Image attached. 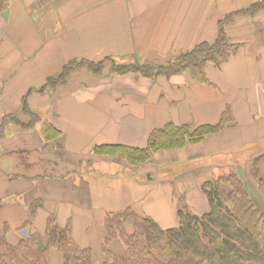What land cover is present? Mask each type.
Segmentation results:
<instances>
[{
    "label": "crops",
    "instance_id": "crops-1",
    "mask_svg": "<svg viewBox=\"0 0 264 264\" xmlns=\"http://www.w3.org/2000/svg\"><path fill=\"white\" fill-rule=\"evenodd\" d=\"M258 1L10 0L0 14V123L8 115L26 122L25 96L38 121L28 128L8 123L0 136V236L15 244L29 230L42 235L52 214L60 226L70 222L73 240L99 257L109 212L130 206L172 227L179 195L194 214L206 207L203 181L237 167L246 178L248 163L258 156L264 180V10L246 12ZM230 14L224 29L236 49L220 66L205 65V83L188 73L146 78L105 65L99 75L81 68L63 84L41 89L72 59L165 64L201 42L212 43ZM226 107L232 119L219 133L157 152L144 168L134 167L145 172L146 182L142 176L109 177L98 166L115 164L93 153L97 145L142 148L151 131L168 122L216 124ZM44 124L59 135H46ZM204 156L211 157L208 165L199 161ZM157 157L165 165L191 164L187 183L194 192L178 195L176 184L161 182L167 170H159ZM50 264H61L59 253L50 254Z\"/></svg>",
    "mask_w": 264,
    "mask_h": 264
},
{
    "label": "trees",
    "instance_id": "trees-1",
    "mask_svg": "<svg viewBox=\"0 0 264 264\" xmlns=\"http://www.w3.org/2000/svg\"><path fill=\"white\" fill-rule=\"evenodd\" d=\"M10 0H0V13ZM264 10V0L249 6L246 12ZM238 14V12H236ZM233 15L219 22L216 39L212 43L201 42L191 50L178 55L162 65L150 63L120 64L110 62V68L118 74L138 73L146 78L170 77L188 73L196 81L205 83V65L208 62L220 66L236 49L230 42L224 25ZM106 61L109 57H105ZM105 60L72 59L61 71L49 77L41 89L66 82L75 70L86 68L99 75ZM22 113L26 122L16 115L2 118L0 136L8 123L32 127L38 116L23 99ZM232 119L226 107L216 124L177 125L168 122L151 131L145 147L132 148L122 144H101L93 148L95 155L119 157L131 167L147 164L152 156L162 151H177L187 144H197L215 135ZM45 134L57 137L59 132L44 124ZM262 156L250 160L248 176L240 168L207 179L201 184L208 211L196 215L179 202L177 224L163 228L151 217L128 206L123 210L109 212L102 220L104 233L99 247V257L91 247L79 246L71 236L70 222L60 226L54 215H49L42 235L29 230L20 240L9 243L0 236V264H50V254L55 251L61 264H264V180L259 174ZM244 174V172H243ZM40 202L31 204L28 223L32 222ZM7 228H4V232ZM39 236L44 241L39 247Z\"/></svg>",
    "mask_w": 264,
    "mask_h": 264
},
{
    "label": "rangeland",
    "instance_id": "rangeland-1",
    "mask_svg": "<svg viewBox=\"0 0 264 264\" xmlns=\"http://www.w3.org/2000/svg\"><path fill=\"white\" fill-rule=\"evenodd\" d=\"M9 4H10V1H9ZM8 6H7V8H8ZM7 8L3 12H5L7 10ZM3 12H1L0 14H2ZM100 60H102V61L105 60L104 62H105V65L107 67H109L110 66V62H112V59H110V58L107 61L104 58L99 59L97 61H100ZM114 62L115 63H120V64H128V63H124V62H118L117 60H114ZM87 71H89V70L87 69ZM240 151H246V150L245 149H241ZM235 152H238V150L234 151V153ZM241 156H242L241 152H238L237 159L241 158ZM109 159H113L115 165H113V166H107V165H101V164L98 165V166H101V167H103L105 169H108V173H109L108 176L109 177H113V176L117 175V176H115V178H121V179H125V180L130 181V180H135V177H139V176L141 177L142 176L143 182H146L145 179H143V177H145V172H138L134 167L129 166L127 162H125L124 160H122L119 157H110ZM157 159H158V157L156 158V160ZM210 159H211V157L204 156L203 159H201L199 161H200L201 164H207L208 165L210 163ZM160 160L161 159L157 160L159 162V164L157 166L159 168V170H161V169L162 170H167L166 175H164L163 177L161 176V178H160L161 182L167 181L169 183H173L172 184L173 187L176 184V187H175L176 191L175 192L178 195L181 194V193L184 195L183 192H190L189 194L194 192V190H193L194 186H192L191 183L190 184L187 183V180H189V178H188V173H189L188 172V168L191 167V164H184V161L175 160V161H172V162L168 163L167 165H165V163H163ZM120 164H121V166H120ZM161 164H164L165 167H163ZM139 166H142V165H138L137 167H139ZM144 167L145 166L143 165L140 168L142 169ZM237 168H239V167H237ZM221 171L222 170H218V174L222 173ZM148 174H150L151 177H152V175L155 176V174H153V172H149ZM218 174H215V176H217ZM144 184H146V183H144ZM178 185H179V187H177ZM178 191H180L181 193L178 192ZM145 196H147V195H143L142 198H144ZM180 200H181V198H180V195H179V202H180ZM205 204H206V207L205 206L203 207V205H200L197 208V212H196L197 214L196 215H201L202 213H205V211L207 209H209L207 207L208 203H205ZM174 215L176 216V212L174 213ZM36 233H38V232H36ZM43 243H44V241L41 239V236H39V244H40L39 247H43V245H44Z\"/></svg>",
    "mask_w": 264,
    "mask_h": 264
}]
</instances>
